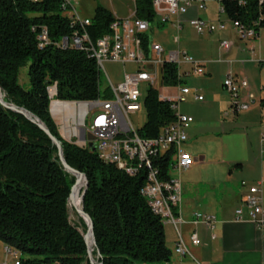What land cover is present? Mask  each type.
<instances>
[{"label":"trees","instance_id":"obj_1","mask_svg":"<svg viewBox=\"0 0 264 264\" xmlns=\"http://www.w3.org/2000/svg\"><path fill=\"white\" fill-rule=\"evenodd\" d=\"M228 21L256 38L264 29V0H217ZM61 0H0V90L3 99L37 116L62 145L67 164L83 173L87 186L83 210L93 223L101 264H172L165 244L164 225L141 196L144 173L128 176L101 162L95 152L63 140L49 112V89L54 100L89 102L101 96L95 61L82 51L52 45L40 50L32 27L46 25L53 41L70 34L61 16ZM135 16L155 25L151 0H135ZM89 29L93 40L108 32L112 13L97 5ZM150 30V31H151ZM151 41L144 35L145 48ZM27 66L28 83L19 81ZM164 84H176L174 65L163 66ZM105 97H109L105 93ZM264 109V99L260 101ZM143 108L142 138L156 137L174 120L168 103L149 90ZM161 175L169 178L168 162L160 161ZM75 182L58 160L47 136L22 115L0 105V242L20 254L19 264H89L83 239L86 227L69 219L68 197ZM78 228H81L80 232Z\"/></svg>","mask_w":264,"mask_h":264},{"label":"built area","instance_id":"obj_2","mask_svg":"<svg viewBox=\"0 0 264 264\" xmlns=\"http://www.w3.org/2000/svg\"><path fill=\"white\" fill-rule=\"evenodd\" d=\"M39 3L42 0H28ZM135 2V0H133ZM152 10L157 26H163L175 20L177 37L182 30L180 19L191 7L201 11L205 9V0H151ZM61 16L66 19L70 28L68 36H62L53 41L46 25L32 27L38 38L40 48L50 45L66 50L74 49L92 58L97 70L102 71L107 81L99 88L102 97L89 102H64L54 100L55 86L49 89L50 112L61 135L68 141L77 143L79 147L88 148L92 143L99 159L115 165L130 177L141 171L144 173V185L140 190L141 196L147 202L151 212L160 218L163 225H172L177 233L173 253L179 257L192 258L180 233V226L186 221L181 216V183L178 178L171 176L181 173L193 165V157L182 146L188 141L187 130L193 123V118L184 114L180 106L186 102L191 89L186 85L191 76L200 77L204 74L203 66L186 52L166 51L159 44L150 41L148 47L143 45L144 35L148 34L150 24L135 16V9L128 17L113 20L108 26V32L93 40L89 29L92 19L83 16L78 10L77 0H61ZM220 12L222 8L220 6ZM233 24V23H232ZM188 25L198 35L215 34L225 30L223 21H204L198 17L188 21ZM237 37L242 41L256 39L253 30H246L233 24ZM232 46L229 40L219 42V50L227 53ZM253 54L254 48H248ZM105 64H118L122 67V79L115 86L104 70ZM174 65L176 68V84H164L163 66ZM126 67L130 69L127 70ZM161 69V75H160ZM161 80V83H160ZM222 87L229 97L230 111L239 113L249 108V102L242 101L240 92L248 88L245 79H237L228 72L222 82ZM164 89L158 93L161 102L168 103L174 120L161 128L154 138H142L136 130L129 115L144 110V99L149 90ZM264 91V86L261 88ZM109 97H105V93ZM196 101H202L200 95L194 94ZM82 115V119H81ZM82 137H84L82 139ZM260 147L264 151V134L260 137ZM160 161L168 162L169 178L161 175ZM246 189L240 207L234 211L235 222H250L257 230H264V201L261 183L254 186L241 184ZM194 226L201 225L213 232L216 218L213 215L196 212L190 222ZM214 238V235H211ZM192 246H199L201 241L196 232L190 235ZM6 255L16 257L17 253L5 247ZM172 253V254H173ZM19 258L11 264H19Z\"/></svg>","mask_w":264,"mask_h":264},{"label":"crops","instance_id":"obj_3","mask_svg":"<svg viewBox=\"0 0 264 264\" xmlns=\"http://www.w3.org/2000/svg\"><path fill=\"white\" fill-rule=\"evenodd\" d=\"M206 4L207 0H205V9L201 11L196 10L195 7H191L184 16V21L188 24V21L195 17L204 21H222L218 13L215 14V12L207 9ZM169 23H172V26L176 30L175 20ZM181 25L183 29V23ZM151 32L152 30L149 31V34ZM196 35L200 38L217 35L216 42L218 44V50L221 40H229L232 42V46L225 54H229L233 49L237 52V55L234 59L229 58L227 60L217 61L210 54L206 53L208 52V48L205 47L204 49L203 47L201 58L197 61L202 64L204 74L200 77H191L202 78L205 74L210 75V66L215 63H226L229 66L228 68L236 64V70L231 69L229 72L235 78L245 79L248 83V88L240 92L241 99L242 101L249 102L248 96L252 95L253 100L252 103H249L248 110L232 114L241 116L245 120L252 121V123L258 121L262 123L264 121V109L260 107V101L264 99V91L261 90L264 86V29L259 32L254 41L240 40L237 37L236 29L232 23L229 26L226 24L224 31L215 34ZM179 42L175 43L172 39V43L176 45H179ZM250 46L254 48L253 54L248 51ZM251 65L254 66L253 74L250 71ZM197 93L198 91H196ZM226 98L229 102L228 95L223 100L227 101ZM193 100H195L194 97ZM182 112L189 115L188 111ZM201 128L203 127L195 123L193 119V123L187 130L188 141L182 146L193 157V165L178 175L175 173L171 175L176 178L178 177L181 183L180 211L186 223L182 224L179 229L185 245L192 256V258L189 256L179 257L173 253L177 233L172 225H164L165 244L173 253L172 264H264V230H257L248 221L235 222L233 220L234 211L240 207L244 194L246 193V189L241 184L244 183L247 186H254L257 183H261L262 187L263 181H258L256 184L245 182L244 179L247 175L244 172L246 169L244 162L225 160L221 150L213 153L211 150L206 149V140L201 136ZM262 134L264 132L260 134V137ZM259 154L260 159H254V164L258 162L262 163V165L260 164L258 166V173L261 176L264 174V157H261L264 155V151L261 150V147ZM262 198L264 199L263 190ZM196 212L213 215L216 218L217 223L213 232L208 231L201 225L194 226L190 223L193 214ZM193 232L197 233L201 241L199 246H192L190 243V235ZM212 234L214 238H211Z\"/></svg>","mask_w":264,"mask_h":264},{"label":"rangeland","instance_id":"obj_4","mask_svg":"<svg viewBox=\"0 0 264 264\" xmlns=\"http://www.w3.org/2000/svg\"><path fill=\"white\" fill-rule=\"evenodd\" d=\"M77 4L78 10L85 17H92L95 6L97 5L104 6L118 18L128 17L134 9L133 0H77ZM206 5L208 10L210 9L215 14L218 13L220 20L224 21L228 26L230 25L226 16L220 12V4L217 0H207ZM180 21L183 23V29L178 34L180 39L179 45L172 43V39L174 40L177 37V32L172 26V23H166L162 27L154 25L150 33L151 40L160 44L167 51H176L178 48L180 51H186L196 61L201 58L203 47L204 49L207 47L208 52L206 53L210 54L217 61L227 60L229 58L234 59L236 57L237 52L233 49L229 54L221 53L218 50V44L216 42L217 35L200 38L184 21V17ZM228 67L226 63H215L210 66V75L205 74L202 78H189L186 85L191 89V92L186 97V102L180 108L181 111H188V114L193 117L195 123L203 127L201 128V136L206 140V149L211 150L213 153L221 150L225 160L244 162L246 165L244 172L247 175L244 179L245 182L256 184L258 181H263L261 188L264 196V174L260 176L258 173V166L260 164L262 165V163L258 162L254 164V159H260L259 139L260 134L264 132V121L262 123L261 121L252 123V121L245 120L241 116L232 114L228 99L226 98L227 101L223 100L227 94L222 89L221 84L229 70H236L237 66L234 64L230 68ZM250 67V71L253 74L254 66L251 65ZM126 69L129 70L130 68L126 67ZM104 70L115 86L121 81L122 67L120 65L105 64ZM19 81L23 85L28 83L27 66L20 69ZM100 82L101 87H104L107 83L102 71L100 72ZM196 91H198L197 94L202 95V101L193 100V95L196 94ZM158 93L165 94L166 92L164 89H158ZM129 119L133 127L139 130L146 122L145 110L141 109L137 113L130 114ZM58 131L64 140L66 137L61 135L60 130ZM66 140L68 142L67 138ZM71 142L73 143V141ZM261 157H264V155ZM82 190L83 188L81 192ZM68 209L71 224L78 226L79 217L70 206ZM78 230L80 232L82 231L81 228H78ZM4 248L5 246L0 242V264H11L20 258V254L13 249L17 253L16 257L6 255Z\"/></svg>","mask_w":264,"mask_h":264},{"label":"water","instance_id":"obj_5","mask_svg":"<svg viewBox=\"0 0 264 264\" xmlns=\"http://www.w3.org/2000/svg\"><path fill=\"white\" fill-rule=\"evenodd\" d=\"M160 75H161V69H160ZM161 83V80H160ZM1 91V90H0ZM0 105L2 107H4L5 109L22 115L23 117H25L28 121H30L31 123L35 124L49 139V141L51 142V144L56 148L57 150V157L59 160V163L62 167V169L68 173L69 175L73 176L75 179V182L71 188V192L70 195L68 197V202H69V206L73 209V211L77 214V216L83 221L85 227H86V231L85 234L83 235V239L87 248V260L89 264H101L100 262H98V258H99V251H96V257H93V251L96 248V241H95V237H94V232H93V223L92 220L90 219L89 215L86 214L83 210V206H82V202H83V196H84V192H85V188L87 186V181H86V177L83 173H80L79 171L73 169L72 167H70L67 162L64 159L63 156V150H62V145L59 142V140L54 137L52 135V133L50 132V130L48 129V127L35 115H33L32 113H30L29 111L23 109V108H19L11 103H7L4 101L3 99V94L2 96L0 95ZM50 112V109H49ZM51 113V112H50ZM84 137H82L83 139ZM88 148L91 149L92 152H95V148L93 146L92 143L88 144ZM81 180L84 181V185H83V190L80 194V201H81V207L78 208L75 205V190L78 186V184L81 182ZM91 246L93 248H91Z\"/></svg>","mask_w":264,"mask_h":264},{"label":"bare ground","instance_id":"obj_6","mask_svg":"<svg viewBox=\"0 0 264 264\" xmlns=\"http://www.w3.org/2000/svg\"><path fill=\"white\" fill-rule=\"evenodd\" d=\"M36 42H37L38 48H39L40 50H42V49L40 48V43H38V38H36ZM0 95L2 96L1 91H0ZM81 119H82V115H81ZM97 158L99 159L98 156H97ZM99 160H100L101 162L105 163V164H109V162L103 161V159H99ZM110 165H111V164H110ZM114 166H115V165H114ZM116 168H117V167H116ZM117 169H118V168H117ZM83 185H84V181L81 180V182L78 184V186H77V188H76V190H75V205H76V207H78V208L81 207L80 192H81V189H82ZM91 248H93V247L91 246Z\"/></svg>","mask_w":264,"mask_h":264}]
</instances>
